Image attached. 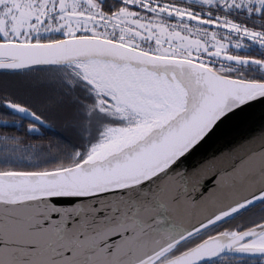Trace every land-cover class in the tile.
Wrapping results in <instances>:
<instances>
[{
    "label": "snow or ice",
    "instance_id": "snow-or-ice-1",
    "mask_svg": "<svg viewBox=\"0 0 264 264\" xmlns=\"http://www.w3.org/2000/svg\"><path fill=\"white\" fill-rule=\"evenodd\" d=\"M254 103L264 0H0V123L74 136L0 132V264H264V133L176 216L207 204L182 158Z\"/></svg>",
    "mask_w": 264,
    "mask_h": 264
},
{
    "label": "water",
    "instance_id": "water-1",
    "mask_svg": "<svg viewBox=\"0 0 264 264\" xmlns=\"http://www.w3.org/2000/svg\"><path fill=\"white\" fill-rule=\"evenodd\" d=\"M264 133V104L254 103L243 112H238L223 125L215 134L203 142L191 155L186 154L182 158V167L177 171L187 169L191 188L194 178L192 173L199 170L197 179L200 183L197 192L203 194L207 204L201 203L193 210L190 218L187 210L181 206L177 208L178 220L190 222L222 202H226L233 190V177L231 165L234 156H242L249 148H254L261 142V134ZM250 143H245V142ZM224 173H227L225 175ZM176 185L183 186V182L176 178ZM199 200V195L196 196Z\"/></svg>",
    "mask_w": 264,
    "mask_h": 264
},
{
    "label": "trees",
    "instance_id": "trees-1",
    "mask_svg": "<svg viewBox=\"0 0 264 264\" xmlns=\"http://www.w3.org/2000/svg\"><path fill=\"white\" fill-rule=\"evenodd\" d=\"M3 111V106H0V112ZM61 120L59 118H57L55 120V126L52 128H47L45 129V135L42 137L38 134H29V133H25L23 128L19 127L18 125H14V124H3L0 123V132H10V133H15L16 135L22 136L24 137V142L27 143L29 140L35 142V141H39V140H43L45 145L47 144L48 140H56V139H63L65 141L70 140V138H68L65 134L66 129L58 128V125L61 123ZM62 124V123H61ZM57 125V126H56ZM240 219L237 218V220L232 221V223H239ZM227 226V225H226Z\"/></svg>",
    "mask_w": 264,
    "mask_h": 264
},
{
    "label": "rangeland",
    "instance_id": "rangeland-1",
    "mask_svg": "<svg viewBox=\"0 0 264 264\" xmlns=\"http://www.w3.org/2000/svg\"><path fill=\"white\" fill-rule=\"evenodd\" d=\"M60 122H61V121H60ZM61 123H62V122H61ZM61 123L58 125V128H59V129L63 128ZM56 126H57V125H56ZM63 134H65L68 138H70V140L74 139L73 134H72L71 131H69V130H66L65 133H63Z\"/></svg>",
    "mask_w": 264,
    "mask_h": 264
}]
</instances>
